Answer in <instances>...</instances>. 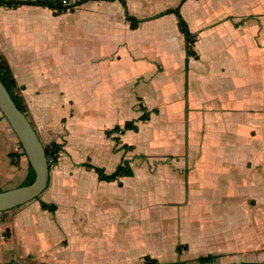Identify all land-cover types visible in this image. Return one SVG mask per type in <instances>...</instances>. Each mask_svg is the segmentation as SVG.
<instances>
[{"label":"crops","instance_id":"0c3cea01","mask_svg":"<svg viewBox=\"0 0 264 264\" xmlns=\"http://www.w3.org/2000/svg\"><path fill=\"white\" fill-rule=\"evenodd\" d=\"M140 1L86 0L59 11L0 5V58L43 143L63 147L43 195L0 213V262L143 264L149 255L197 264L215 254L213 264H264V2L235 0L202 16L185 7L208 0L148 13ZM177 6L191 43L170 10ZM183 60L186 82L177 77ZM167 61L181 87L175 92L160 83ZM141 84L166 98L136 95L141 113L129 119V95ZM97 91L107 100L101 109L92 106ZM173 93L177 100H168ZM165 103L186 121L169 124ZM156 117L163 122L155 125ZM129 120L136 129L107 133ZM101 139L123 152L132 174L101 179L83 164L92 162L85 147ZM17 141L0 110V148L25 166L21 182L29 160ZM172 143L179 150L171 152ZM120 162L99 166L112 172ZM167 172L171 187L162 185ZM15 176L0 167V188Z\"/></svg>","mask_w":264,"mask_h":264},{"label":"rangeland","instance_id":"374dc122","mask_svg":"<svg viewBox=\"0 0 264 264\" xmlns=\"http://www.w3.org/2000/svg\"><path fill=\"white\" fill-rule=\"evenodd\" d=\"M208 1L209 2L206 5L202 6L201 8L198 7V4H195V5H189L188 4L185 7V11L186 12L191 11V15H199L200 13H202V11L204 13L207 11L208 12H210V11L214 12V11L220 10L221 8L227 7L229 4H233L235 0H208ZM258 1L262 2V3L264 2V0H257V2ZM65 3H67V0ZM176 3H178L177 0H141L140 2H138V8H139V11L141 13H144V12L148 13L149 11L158 12L166 6H168L170 4L176 5ZM250 6L253 8V3L250 4ZM199 11H201V12H199ZM141 13H139V14H141ZM204 15L205 14L202 13V16H204ZM190 20H191L190 21L191 24H193L192 19H190ZM165 64L167 66L166 67L167 69L160 75V83L163 85V87H165V89L169 90V92L174 91L175 87H176V91H178V89L181 87L179 85L178 80H175L176 73H175V70H173V65L171 63H169V61L165 62ZM181 65L183 66V69L177 70V77L180 75L179 73L183 74V77H184L185 82H186L187 70H188L186 67V61L183 60ZM175 83H177V84H175ZM199 84L201 85L202 82ZM148 86H151V85L146 84V86H143L141 84L136 89V91H138V92L135 91V93H131L129 95V98H128L129 108L125 114V116L127 118H129V119L136 118L141 113L139 108H137L136 106H133L134 103L136 102V95H138V94L144 95V98H147L148 103H153L154 100H157L158 103L160 102L162 104V101L166 98L164 96V89H163V92H161L162 95L159 96L158 94H160V93H158L157 90H156V95H155L153 88L148 87ZM184 89H186V84H185V86H183V90H182L183 93H184ZM166 93H168V92H166ZM96 95H97V97H93L91 99L92 106L93 107L96 106L97 108L101 109V108H103V104H105L107 100H106L103 93H100L97 91ZM133 95H134V97H133ZM175 95H176V93L175 94L173 93L170 96L168 94L167 99L169 100L173 96L172 100H177L176 98L174 99ZM186 97H187V95L185 92V100H186ZM164 105H165L164 107H167V112H166L167 115L164 113L163 116L165 117V120H167L169 122V124L171 122H173L174 124H176V123L181 124V122L183 123L184 121H186V118L184 117V115H182L183 119H181V115H179V113L174 112V111H171V112L168 111L170 103H165ZM176 105H179V104L177 103ZM184 105H186V104H184ZM154 120H155V122H158L155 125H159L160 123L163 122L164 118L158 119L156 117V118H154ZM132 138L137 139L136 136L135 137L132 136ZM18 141H19V139H18ZM18 141H17V143H19ZM98 147H100L99 150H98ZM98 147L86 146L85 148H87V150L83 151V154L86 152L84 159H88V156H90V159L93 163H96L98 165L103 164V166L106 167L107 171L112 165H113V169H114L116 164L118 162H120L121 157L123 155V152L111 151L110 146L108 145V143L104 139L99 140V146ZM19 148L20 147L18 146V149ZM74 148H77V147H74ZM167 148L171 152H175L176 150H179V149H177V147L173 143H172V145H169ZM62 149H63V147H62ZM0 151H1L0 152V167L5 168L7 170V172L9 171L10 173L17 175L14 178L10 179V181H8V183H6L1 189H7V188L15 187L17 185H21L20 183L22 181L20 182L19 178L25 172V166L23 164H19L18 166L15 167V164L11 163L10 156L7 154L6 150L3 147H1ZM16 153H19V152L16 151ZM76 154H77V157H80V155H79L80 154V147L76 151ZM15 158L18 159L17 162L19 163L20 157L16 156ZM53 163H55V162H53ZM100 163H102V164H100ZM26 164H27V162H26ZM25 177H24V179H25ZM162 185L166 186V187H171L172 185H174L172 176H170L169 172L166 173V177L164 178ZM43 192H42L41 196L43 195Z\"/></svg>","mask_w":264,"mask_h":264},{"label":"trees","instance_id":"16d2710c","mask_svg":"<svg viewBox=\"0 0 264 264\" xmlns=\"http://www.w3.org/2000/svg\"><path fill=\"white\" fill-rule=\"evenodd\" d=\"M84 1H86V0H76L74 3L65 4V3H63L62 0H0V5L17 6V5H20L23 3H37V4L47 5V6L53 7L57 11H59V10H66L69 8L72 9V8H74L75 5H78ZM170 10L175 11L177 13V16L179 19V26H180L181 30L187 34L188 42L191 43V41L194 38V35H193V33L190 32V30L187 26L186 20L181 15V12L179 10V6L173 8V9H170ZM129 19H131V21H132L131 24L133 26L136 25L138 19L135 16L129 15ZM189 52H191L190 51V44H189ZM0 78L4 82V84L6 85L8 90L10 91V93H11L12 97L14 98L15 102L17 103V105L27 114L26 105L23 103L21 97L15 91L14 77L10 73L8 67L3 63L1 58H0ZM148 117H149V112L145 111L139 116V119H146ZM136 128H137L136 122L134 120H129V121L125 122L123 127H121L120 125H116L112 129L108 130L107 133L111 134V132H114V131L122 132L126 129H136ZM19 144H20V147L22 148L21 153L25 154V151H24L20 141H19ZM61 149H62L61 144H59L57 142H51V143L45 144V150H46V154H47V157L49 160V166H51V164L53 162L57 161ZM83 164H86L87 166L94 168L98 172L99 177L101 179H106V180H113L120 175H129V174L133 173V170H132L128 161L120 162L117 165L116 169L112 172H106L103 167L96 165L90 161L83 162ZM34 178H35V171L32 168L31 164L29 163L27 175L21 184H28V183L32 182L34 180ZM0 190H1V188H0ZM39 197H40V195L37 196L36 198H39ZM41 205L43 208L49 209L50 211H55L57 208V203L54 201L41 200ZM180 248L181 247L179 245L178 250H180ZM216 257H217V255H215V254H208V255L199 256L195 260L197 261V264H213L216 261ZM143 264H183V262L182 261H173L171 263H162V262H159L156 258H153V257L147 255L145 257V261Z\"/></svg>","mask_w":264,"mask_h":264},{"label":"water","instance_id":"95a60500","mask_svg":"<svg viewBox=\"0 0 264 264\" xmlns=\"http://www.w3.org/2000/svg\"><path fill=\"white\" fill-rule=\"evenodd\" d=\"M0 110L17 135L25 154L35 171V178L28 184L0 190V213L39 196L47 187L50 177L49 160L45 144L28 115L17 105L10 91L0 78ZM0 264H26L18 261ZM239 264V263H226Z\"/></svg>","mask_w":264,"mask_h":264},{"label":"built area","instance_id":"2783aa9c","mask_svg":"<svg viewBox=\"0 0 264 264\" xmlns=\"http://www.w3.org/2000/svg\"><path fill=\"white\" fill-rule=\"evenodd\" d=\"M64 2H66V0H63Z\"/></svg>","mask_w":264,"mask_h":264}]
</instances>
